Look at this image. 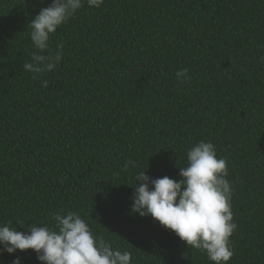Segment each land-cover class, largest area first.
I'll return each mask as SVG.
<instances>
[{"label": "trees", "instance_id": "trees-1", "mask_svg": "<svg viewBox=\"0 0 264 264\" xmlns=\"http://www.w3.org/2000/svg\"><path fill=\"white\" fill-rule=\"evenodd\" d=\"M51 3L0 0V224L54 226L75 211L131 264H213L131 212L137 172L179 180L204 140L234 190L228 264H264V0L85 4L50 37L63 60L34 80L22 68L35 51L29 23ZM17 256L41 264L30 249L0 264Z\"/></svg>", "mask_w": 264, "mask_h": 264}, {"label": "clouds", "instance_id": "clouds-1", "mask_svg": "<svg viewBox=\"0 0 264 264\" xmlns=\"http://www.w3.org/2000/svg\"><path fill=\"white\" fill-rule=\"evenodd\" d=\"M104 0H52L42 7L29 23L30 40L35 51L22 68L34 80L53 72L64 58L63 45L50 51V37L87 4L99 8ZM264 61V57L261 58ZM178 82L191 79L188 69L176 72ZM43 87L48 81L42 80ZM187 164L180 168L179 180L168 176L152 178L146 170L134 176L131 212L151 216L173 231L191 248L207 255L213 264H228L234 255L231 236L238 225L233 222V188L228 176L227 160L217 156L212 142L199 141L187 151ZM129 164L124 165L125 171ZM54 226L39 222L25 231L0 224V255L18 250H32L41 264H131L132 254L93 233L89 224L75 211L53 216ZM24 227L23 220H17ZM12 264H22L17 256Z\"/></svg>", "mask_w": 264, "mask_h": 264}]
</instances>
